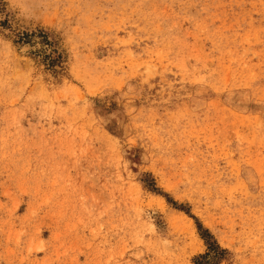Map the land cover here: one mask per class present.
Returning <instances> with one entry per match:
<instances>
[{"label":"rangeland","instance_id":"374dc122","mask_svg":"<svg viewBox=\"0 0 264 264\" xmlns=\"http://www.w3.org/2000/svg\"><path fill=\"white\" fill-rule=\"evenodd\" d=\"M192 215L264 264V0H0V264H194Z\"/></svg>","mask_w":264,"mask_h":264},{"label":"trees","instance_id":"16d2710c","mask_svg":"<svg viewBox=\"0 0 264 264\" xmlns=\"http://www.w3.org/2000/svg\"><path fill=\"white\" fill-rule=\"evenodd\" d=\"M36 36L41 37V40H36ZM15 42L24 44L30 43L31 45H36L39 43L43 44L42 47H39L35 50V54L43 57V59H48L46 63L49 67L55 66L56 61L59 60L61 56V54H59L57 57L52 56L53 52H57V48L54 46L53 39H50L49 33L42 29L31 32H19L17 33ZM45 47L51 49L50 52H48ZM147 175H149V173ZM150 183L151 184H149V182H146L145 186L149 187L150 185L151 189L158 191L159 188L156 186L154 178H151ZM165 195L167 196L168 194ZM192 216L196 220L199 234L204 240L207 247L205 252L197 254L193 258L194 264H219L220 261L226 257V254L229 252V250L219 243L212 231L209 228L205 227L199 220V218L194 215Z\"/></svg>","mask_w":264,"mask_h":264}]
</instances>
